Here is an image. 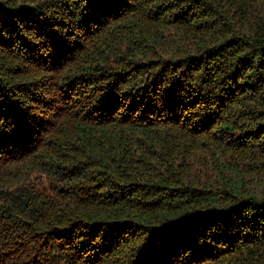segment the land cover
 <instances>
[{"label":"trees","instance_id":"1","mask_svg":"<svg viewBox=\"0 0 264 264\" xmlns=\"http://www.w3.org/2000/svg\"><path fill=\"white\" fill-rule=\"evenodd\" d=\"M0 264H264V0H0Z\"/></svg>","mask_w":264,"mask_h":264}]
</instances>
